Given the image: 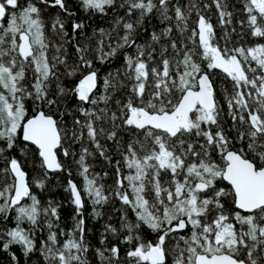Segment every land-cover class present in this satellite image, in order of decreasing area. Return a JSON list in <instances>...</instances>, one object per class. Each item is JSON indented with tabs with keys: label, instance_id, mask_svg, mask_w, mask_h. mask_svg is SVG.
Returning a JSON list of instances; mask_svg holds the SVG:
<instances>
[{
	"label": "snow or ice",
	"instance_id": "1",
	"mask_svg": "<svg viewBox=\"0 0 264 264\" xmlns=\"http://www.w3.org/2000/svg\"><path fill=\"white\" fill-rule=\"evenodd\" d=\"M79 3L103 14L124 9L116 21L122 34L116 27L101 28L95 48H89L75 40L82 22L73 21L72 36L59 15L45 24L44 8L75 15L67 0H0V251L10 253L12 264H20L14 246L26 259L39 253L41 264H89L85 200L99 219L115 198L125 206L120 229L106 223L100 243L106 245L109 234L119 243L95 249L100 264H121V244L129 245L126 264H169V256L171 264H264V43L259 42L264 41V0H241L246 19L238 23L258 38L254 46L231 43L237 29L230 27L234 14L227 0L202 6L200 0ZM213 5L223 29L219 40L206 15ZM154 13L165 27L150 33L151 42L138 44L137 29ZM46 27L58 41L46 35ZM239 35L243 38V31ZM68 44L75 59H69ZM124 49L132 52H125L122 70L109 72L98 93L94 62L107 63ZM213 70L231 85L220 98ZM73 98L79 116L69 125L63 117L71 111L60 109ZM225 115L231 121L227 131ZM122 132L129 142L122 160L115 161V188L106 193L88 158L98 154L111 163L102 140L119 149ZM73 142L81 144L76 164L84 185L67 182L75 215L73 228L65 232L60 205L49 200L42 206L32 187L44 189L50 173L71 176L58 150L73 157ZM32 146L42 174L30 181L24 161L11 153L20 148L23 155ZM45 228L47 236L38 245L37 233ZM189 228L190 235H179L169 246L173 234ZM146 229L155 240L146 238Z\"/></svg>",
	"mask_w": 264,
	"mask_h": 264
},
{
	"label": "trees",
	"instance_id": "2",
	"mask_svg": "<svg viewBox=\"0 0 264 264\" xmlns=\"http://www.w3.org/2000/svg\"><path fill=\"white\" fill-rule=\"evenodd\" d=\"M23 3L24 0H21ZM68 7L75 13L74 16L68 17L65 16L59 8H44L43 9V19L45 24L50 26L51 21L56 17L60 16L61 19L65 21L66 28L68 29L69 36H72L71 25L73 21L82 22L84 27L82 30L78 31L75 34V40L82 46H88L89 48H95L97 40L99 39V29H105L106 31L111 32L114 27H116V21L124 17V9H108L106 14L98 13V12H89L85 11L83 7L80 5L79 0H67ZM229 5V10L233 12V20L232 25L230 27H235L237 31L231 34V43L232 44H243L245 46H254L257 42L258 38L251 37L248 34L247 27L241 29L238 21L246 19V14L242 11V3L241 0H227ZM201 6L203 3H211V0H200ZM206 15L210 17L211 23L216 28L217 39L219 40L223 34V29L219 26V18L217 14V10L213 5L210 9L207 10ZM134 18V17H133ZM196 20L195 14L190 18V26H194V21ZM165 27V24L160 22L158 15L155 13L146 18L140 26L136 33L135 38L138 44H144L146 42H151L150 33L153 31L159 32ZM116 31L121 32L122 30L119 27H116ZM243 31V38L239 35V33ZM46 35H49L50 38L57 40L54 34L51 33L50 27H46ZM178 33L174 30L171 34L172 39H176ZM223 43V41H220ZM264 43V41H259ZM155 47H159V45H154ZM68 50L69 59H75L76 52L75 48L71 45H65ZM125 52H132V49H124L121 50L116 57L112 58L107 63H100L98 60L94 62L95 70L98 72L100 79L98 80V88L97 92H103V78L107 76L109 72H115L117 69L123 68L124 63V54ZM51 54V51L50 53ZM212 79L214 81V86L217 88V96L221 97V94L224 91V88L227 86L229 90L231 89L230 82L225 79L223 74L220 71L213 70ZM75 79L72 83H75ZM220 102L223 104L224 101L221 98ZM102 106V105H101ZM29 115L32 114L34 110V106L29 102ZM65 109L71 111V115H65L63 117L64 121H66L69 125L72 123L74 116H79V113L75 111L74 107V98L71 101H65L64 105L61 107L60 111H64ZM52 114L57 115L55 109L49 110ZM225 113H227V107L225 105L224 108ZM59 119V116L57 115ZM224 127L225 130L231 126V121L228 119L227 115L224 117ZM229 136L234 135L232 132H228ZM121 144L119 145V149L114 146V143L111 141H104L102 143L105 144V147L108 149V154L112 159V162L109 163L103 157L98 154L89 157L88 163L91 165V170L94 173L100 175L101 179L98 181L99 183L104 185V190L106 193H111L115 188V180H116V167L115 161L122 160L120 152L126 147V144L129 142V136L126 132L121 133ZM22 146V145H21ZM91 147V145H88ZM239 147V145H237ZM81 149V144L77 142H73L71 144V151L74 153L73 157H64L61 152L58 150L59 159L65 164V166L71 170V176L68 175V172H58V173H50V179L47 181L44 189H38L34 185L32 187V191L35 195H37L38 199L41 201L42 206H47L48 201L51 200L54 203H58L60 205L59 214H60V227L64 229L65 232L71 231L74 226L73 216L75 215V209L71 203L70 193L65 191L67 187V182L69 179L73 180L78 187L83 188L84 180L83 177L79 174V170L76 164V160L79 157V152ZM11 155L16 156L18 159H22L24 161L23 167L24 170L28 173L29 180L32 181L36 177L42 174V170L39 167V158L36 155V149L34 146L30 147L29 151H26L21 155L20 148H16L12 151ZM123 174L128 173V169L123 167V163L121 164ZM107 173V175H104ZM131 191L130 189L128 190ZM30 203V201H27ZM92 204L89 200H85V208L84 218L86 221V240L90 246V250L88 253L89 264H100L99 258L95 255L96 248H103L105 246H111L113 243H119L118 239L112 237L110 234L108 236V240L106 245H101L100 239L101 234L104 231V225L106 223H111L113 226H116L118 230L120 229V218L121 211L125 210V206L121 204L118 199H111L108 204L104 205L102 211L103 216L99 219H94L91 215L92 213ZM229 210L231 211L232 205L229 203L227 205ZM127 215L129 219L134 220V214L130 209H127ZM9 227H13L14 223L10 218L7 221ZM25 228L29 227L27 223L23 225ZM239 227V226H238ZM191 229H187L184 232L173 234V239L168 241L169 246H174L176 243L177 237L179 235L188 236L190 235ZM123 232L121 231V238L123 236ZM146 238L155 240V234L151 233L150 230H145ZM47 236V229L45 228L43 231L37 233V243L39 245V241L45 239ZM61 242H63L66 237H60ZM181 247H183V241H179ZM129 245L121 244V264H126L125 253L128 249ZM12 252H15L16 255L20 258V264H41L42 258H39V253L33 255L30 259H26L21 254V249L19 247H13L11 249ZM0 264H12L10 253H6L0 251ZM169 264H171V256H169Z\"/></svg>",
	"mask_w": 264,
	"mask_h": 264
},
{
	"label": "water",
	"instance_id": "3",
	"mask_svg": "<svg viewBox=\"0 0 264 264\" xmlns=\"http://www.w3.org/2000/svg\"><path fill=\"white\" fill-rule=\"evenodd\" d=\"M217 71H219V70H217Z\"/></svg>",
	"mask_w": 264,
	"mask_h": 264
}]
</instances>
